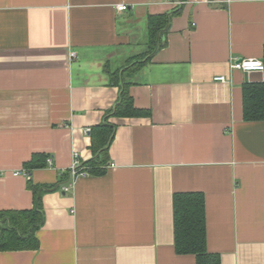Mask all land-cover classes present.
<instances>
[{"label":"crops","instance_id":"crops-1","mask_svg":"<svg viewBox=\"0 0 264 264\" xmlns=\"http://www.w3.org/2000/svg\"><path fill=\"white\" fill-rule=\"evenodd\" d=\"M263 55L264 0H0V211L39 200L43 217L38 249L0 264H195L175 252L176 193L202 194L220 264H264V120L244 121L252 82L230 68ZM124 85L145 114L111 116L103 174L64 192Z\"/></svg>","mask_w":264,"mask_h":264},{"label":"trees","instance_id":"trees-1","mask_svg":"<svg viewBox=\"0 0 264 264\" xmlns=\"http://www.w3.org/2000/svg\"><path fill=\"white\" fill-rule=\"evenodd\" d=\"M149 20V34L153 43L157 32L166 27L167 19L157 16L150 17ZM262 60L264 63V55ZM126 86L124 85L121 89L118 102L105 115L101 124L90 129L92 158L82 162V167L91 175H101L107 167V149L114 133V127L108 123V119L111 116L128 118L145 114L134 107ZM242 90L244 121L264 120V79L259 84L246 83ZM44 161L45 158L37 160L34 157L26 164V167L29 169L44 167ZM30 189L34 192L38 188L30 185ZM173 208L175 252L179 255H193L195 264H220L218 255L206 251L205 207L202 194L176 193L173 197ZM42 220L39 200L31 210L0 211V252L38 249L39 241L36 238V231L40 228Z\"/></svg>","mask_w":264,"mask_h":264},{"label":"built area","instance_id":"built-area-1","mask_svg":"<svg viewBox=\"0 0 264 264\" xmlns=\"http://www.w3.org/2000/svg\"><path fill=\"white\" fill-rule=\"evenodd\" d=\"M128 8V6L125 5H117L116 9L119 12H124L126 11ZM71 56H74V54H71ZM230 68L232 70H237L240 71L241 73L245 74V73H249V72H258V73H263L264 72V63L263 61H255V60H250V59H245V60H234L231 63ZM215 82H221V83H226L227 79L224 76H216V78H214ZM89 131V130H87ZM86 131V132H87ZM47 165H51V159L48 158L46 160ZM109 167L113 168L114 166L112 164L108 165ZM70 168L67 170L68 172V176L70 178V183L64 185L62 187V190L64 192H67L70 190V188L74 185V181L76 178L78 177H88L89 173H87V171L85 170L84 167H82V162L80 160V155L76 152H73L72 155V160H71V164L69 166ZM14 177H16L17 175H19V172L13 173L12 174Z\"/></svg>","mask_w":264,"mask_h":264},{"label":"water","instance_id":"water-1","mask_svg":"<svg viewBox=\"0 0 264 264\" xmlns=\"http://www.w3.org/2000/svg\"><path fill=\"white\" fill-rule=\"evenodd\" d=\"M246 75V80L249 82H254V83H260L263 81V75L262 73H258V72H249V73H245Z\"/></svg>","mask_w":264,"mask_h":264}]
</instances>
